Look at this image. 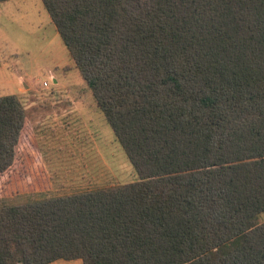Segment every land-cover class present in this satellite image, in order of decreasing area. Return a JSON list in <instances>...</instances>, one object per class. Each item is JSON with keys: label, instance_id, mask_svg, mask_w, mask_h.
Returning <instances> with one entry per match:
<instances>
[{"label": "trees", "instance_id": "16d2710c", "mask_svg": "<svg viewBox=\"0 0 264 264\" xmlns=\"http://www.w3.org/2000/svg\"><path fill=\"white\" fill-rule=\"evenodd\" d=\"M41 3L138 179L0 198V264H264V0ZM26 125L0 96V175Z\"/></svg>", "mask_w": 264, "mask_h": 264}, {"label": "rangeland", "instance_id": "374dc122", "mask_svg": "<svg viewBox=\"0 0 264 264\" xmlns=\"http://www.w3.org/2000/svg\"><path fill=\"white\" fill-rule=\"evenodd\" d=\"M2 95H15L27 117L18 159L0 175L3 204H23L138 179L41 0L0 4ZM258 222H264V212ZM48 264L82 261L58 259Z\"/></svg>", "mask_w": 264, "mask_h": 264}, {"label": "crops", "instance_id": "0c3cea01", "mask_svg": "<svg viewBox=\"0 0 264 264\" xmlns=\"http://www.w3.org/2000/svg\"><path fill=\"white\" fill-rule=\"evenodd\" d=\"M9 1L10 0H8V1H5V2H1L0 4H2V5H4V4H8L9 3ZM57 32V31H56ZM58 34V33H57ZM55 80V83H57V80L56 79H54Z\"/></svg>", "mask_w": 264, "mask_h": 264}, {"label": "built area", "instance_id": "2783aa9c", "mask_svg": "<svg viewBox=\"0 0 264 264\" xmlns=\"http://www.w3.org/2000/svg\"><path fill=\"white\" fill-rule=\"evenodd\" d=\"M43 85H44V86H47V82H46V81H44V82H43Z\"/></svg>", "mask_w": 264, "mask_h": 264}, {"label": "water", "instance_id": "95a60500", "mask_svg": "<svg viewBox=\"0 0 264 264\" xmlns=\"http://www.w3.org/2000/svg\"><path fill=\"white\" fill-rule=\"evenodd\" d=\"M55 81V80H54Z\"/></svg>", "mask_w": 264, "mask_h": 264}]
</instances>
